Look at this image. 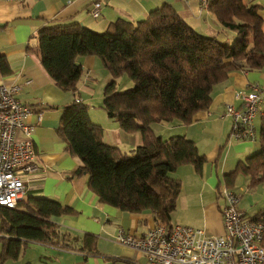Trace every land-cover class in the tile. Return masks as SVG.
I'll use <instances>...</instances> for the list:
<instances>
[{
    "label": "trees",
    "instance_id": "1",
    "mask_svg": "<svg viewBox=\"0 0 264 264\" xmlns=\"http://www.w3.org/2000/svg\"><path fill=\"white\" fill-rule=\"evenodd\" d=\"M208 9L224 30L233 32L232 45L197 33L167 5L136 23L116 20L102 33L77 23L38 31L40 63L49 79L76 94L84 75L77 59L98 58L111 77L103 88L102 110L123 133L141 137L127 155L104 143L103 128L90 120L85 104L74 101L62 108L57 135L80 163L74 174L87 176L99 204L128 214L149 212L156 225L170 226L181 193V182L170 174L183 165L200 173L205 157L183 136H157L153 125H189L209 108L213 87L230 73L264 70V20L258 8L243 0H212ZM10 75L9 63L0 55V77ZM123 75L134 86L120 92L117 80ZM258 141L255 154L222 176L218 195L234 189L240 175L249 190L264 186V114ZM65 214L74 212L43 197H29L12 209L0 206V264L17 260L29 243L96 255L94 235L70 237L50 222ZM251 219L264 224V209Z\"/></svg>",
    "mask_w": 264,
    "mask_h": 264
},
{
    "label": "crops",
    "instance_id": "2",
    "mask_svg": "<svg viewBox=\"0 0 264 264\" xmlns=\"http://www.w3.org/2000/svg\"><path fill=\"white\" fill-rule=\"evenodd\" d=\"M97 1L101 3V11L99 17L93 19L89 14L91 0H0V55L5 56L11 69V75L0 77V83L20 85L25 80L30 81L17 93L18 100L31 110L28 121L34 125L36 169L25 182V197L51 199L74 212L51 217L50 222L61 234L79 239L87 234L96 237V255L29 243L17 260L3 264H144L145 258L140 253L116 244L113 238L120 230L143 236L156 226L149 212L128 214L99 204L87 187V176L74 174L80 163L66 152V144L57 135L62 108L66 105L74 101L85 104L90 120L103 128L104 143L127 155L141 143V137L138 133H123L117 122L102 110L103 88L111 77L98 58L83 56L77 59L84 75L76 94L62 91L49 79L41 66L37 49L39 30L77 23L102 33L116 20L136 23L167 5L197 33L219 41L224 37L221 41L229 45L235 40L234 34H226L210 10L202 8L199 0ZM243 1L248 6H256L259 17L264 20V0ZM253 85L264 90V70L230 73L226 80L213 87L209 108L199 112L191 124L161 122L153 125L157 136L163 139L183 136L192 141L205 157L200 173L190 165H183L170 175L181 182V193L171 215V221L175 223L171 222V225L198 224V229L207 235L223 234L220 211L224 200L216 188L223 175L232 172L239 162L259 150L260 119L264 114L261 109L253 119L256 138L241 141L231 136L232 121L225 114V107L239 108L241 99L236 96L247 95ZM38 115L41 116L39 121ZM238 189L244 190L239 209L246 215L264 203V188L261 186L250 190L239 186Z\"/></svg>",
    "mask_w": 264,
    "mask_h": 264
},
{
    "label": "built area",
    "instance_id": "3",
    "mask_svg": "<svg viewBox=\"0 0 264 264\" xmlns=\"http://www.w3.org/2000/svg\"><path fill=\"white\" fill-rule=\"evenodd\" d=\"M199 1L202 8H208L212 0ZM100 11L101 3L91 0L90 16L97 19ZM29 84V80L20 85L0 83V206L11 209L26 201L25 182L36 169L34 125L28 121L32 113L17 98L21 86ZM236 98L241 99L239 108L225 107V114L232 121L231 136L253 141V119L264 110V90L253 85L250 93ZM40 118L38 115L37 121ZM240 192L222 190L220 236L207 235L202 229L189 226L156 225L143 236L120 230L113 241L140 253L144 264H264V224L252 221L239 209Z\"/></svg>",
    "mask_w": 264,
    "mask_h": 264
},
{
    "label": "rangeland",
    "instance_id": "4",
    "mask_svg": "<svg viewBox=\"0 0 264 264\" xmlns=\"http://www.w3.org/2000/svg\"><path fill=\"white\" fill-rule=\"evenodd\" d=\"M231 33H233V32H231V31H226V34H228V35H230ZM222 38H224V37H220V41L219 42H222V43H224L223 41H221V40H223ZM227 38V37H226ZM234 43V41L230 44V45H232ZM117 82H118V84H117V88H118V91H120V92H123V91H125V90H127V89H130V88H132L134 85H133V82L130 80V78L128 77V76H126V75H123L122 77H120L118 80H117ZM128 155H131V154H128ZM172 174V173H171ZM170 174V175H171ZM173 175V174H172ZM248 185V181H247V179L245 178V177H243V176H239L237 179H236V182H235V187L234 188H236V189H238L239 188V186H243L245 189L247 188L246 186ZM261 188H264V186H261ZM240 190H242V189H238L236 192H239ZM242 191H244V190H242ZM241 193V192H240ZM242 194V193H241ZM262 209H264V203H262V205H260L258 208H254L252 211H253V213H251V211L250 212H248V214H247V217H252L253 216V214L255 213L256 214V212H258L259 210H262ZM172 222V221H171ZM172 223H175L174 221L172 222ZM173 225H176V224H173ZM186 226H190V227H193V228H200V225H198V224H193V225H186ZM0 250H1V243H0Z\"/></svg>",
    "mask_w": 264,
    "mask_h": 264
}]
</instances>
